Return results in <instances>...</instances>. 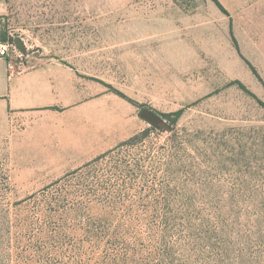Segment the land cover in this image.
<instances>
[{
	"label": "rangeland",
	"instance_id": "obj_1",
	"mask_svg": "<svg viewBox=\"0 0 264 264\" xmlns=\"http://www.w3.org/2000/svg\"><path fill=\"white\" fill-rule=\"evenodd\" d=\"M219 1L227 14L211 0H0V40L19 38L31 65L62 58L97 88L78 116L0 113V264H94L70 233L82 218L65 211L82 217L91 199L126 264H264V85L247 63L264 82V0ZM115 91L183 113L66 176L67 190L98 186L54 213L42 188L101 154L91 143L103 152L151 128Z\"/></svg>",
	"mask_w": 264,
	"mask_h": 264
},
{
	"label": "crops",
	"instance_id": "obj_2",
	"mask_svg": "<svg viewBox=\"0 0 264 264\" xmlns=\"http://www.w3.org/2000/svg\"><path fill=\"white\" fill-rule=\"evenodd\" d=\"M96 89L95 83L87 81L80 69L62 58L38 65L26 62L24 68L10 72L6 58L0 57V113L7 118L78 116ZM90 149L101 153L103 150L100 144L97 148L95 141Z\"/></svg>",
	"mask_w": 264,
	"mask_h": 264
},
{
	"label": "trees",
	"instance_id": "obj_3",
	"mask_svg": "<svg viewBox=\"0 0 264 264\" xmlns=\"http://www.w3.org/2000/svg\"><path fill=\"white\" fill-rule=\"evenodd\" d=\"M211 1L223 13L227 14V11L225 10V8L223 7V5L220 3L219 0H211ZM4 40H5V38H3V41ZM235 46L237 48V44H235ZM247 63L250 66V69L252 70V72L256 75V77L259 79V81L261 83H263V85H264V82H263L262 78L260 77V75L258 74L256 68H254L248 61H247ZM241 87L243 89H245L244 86H241ZM115 92L117 95L124 98L129 103H131L132 105H134L136 107H142V108L144 107L141 104H139L138 102L126 97L121 92H118V91H115ZM182 113H183L182 109H179V110H176L173 112H168V113H159L158 115L160 116V118L164 122V125H165L164 128L161 126L156 128L153 125L151 126V128H145V129L133 134L132 136L128 137L127 139L121 141L120 143H118L114 147H112V148L102 152L101 154L95 156L92 160L84 163L82 166L74 169L73 171L66 173L62 177H60V178L56 179L55 181H53L52 183L46 185L44 188H42L41 191L47 192V191L53 189L55 192V195L48 198V199H50L49 202L46 203V206L48 207V209L51 210L52 208H55L56 211L54 213H58L59 211H63L61 209V205L59 204L60 199L66 197L70 194H73V193H74V195H76V194H78L77 192H82L83 194H93L94 191L97 189V186H98L97 183L83 184L84 183L83 182V183H78V185L80 187H75L74 190H67L63 184V180L65 182L66 176H68L70 174L75 175V174L81 172L84 168L88 167L93 162H96L97 160L113 153L115 150L121 149L124 146L130 147V148L134 147L136 145V143L140 142L143 138H145L147 136V133L150 132V130H153V129H161L162 130V129H164V130L173 131L175 129L176 124H177L179 118L181 117ZM129 173H131V175H132V172L129 171ZM32 196H30V197H32ZM23 201H25V200H22L21 202H23ZM89 201H94V200H92V199L86 200L87 205L85 204V208L87 210V213L82 217L75 216L78 208L77 209L69 208V210H65L66 212H68V214L74 220H76V219L78 220V219L82 218V224L78 225L76 222L75 225L72 227L73 229L70 230V233L71 234H73V233L79 234V236L82 237V243L86 244L87 247H89V257L87 256V258H89L90 261L93 260L92 262L94 264H120V262L123 264H126L128 261H130V262L133 261L132 255L128 254L127 246H122V248H120V250H116L113 252L106 250L108 245H111L112 242L117 241L116 237H118V234H119L118 227H113L114 229L112 230L106 226L107 223L111 222L110 218H113V216L111 217V213L106 211V208H108V205L104 206L106 212H104V214H100V213L96 212V209L98 208L97 207L98 203L95 201L94 204L89 205L88 204ZM74 203L75 202H72L73 207L75 206ZM121 245H123V244H121ZM104 248H105V250H104ZM74 249H76V248H74ZM8 261L9 260L7 259L6 264ZM1 264H2V262H1ZM3 264H5V263H3Z\"/></svg>",
	"mask_w": 264,
	"mask_h": 264
},
{
	"label": "built area",
	"instance_id": "obj_4",
	"mask_svg": "<svg viewBox=\"0 0 264 264\" xmlns=\"http://www.w3.org/2000/svg\"><path fill=\"white\" fill-rule=\"evenodd\" d=\"M13 39L9 37L4 41L0 40V57L6 58L10 72L24 68L27 59L26 54L18 48Z\"/></svg>",
	"mask_w": 264,
	"mask_h": 264
},
{
	"label": "water",
	"instance_id": "obj_5",
	"mask_svg": "<svg viewBox=\"0 0 264 264\" xmlns=\"http://www.w3.org/2000/svg\"><path fill=\"white\" fill-rule=\"evenodd\" d=\"M13 41L18 46V48L26 54L23 42L19 38H14ZM139 116L143 120L147 121L148 123H150L151 125H153L155 127H159V126L165 127L164 122L160 118V116L147 107L141 108V110L139 112Z\"/></svg>",
	"mask_w": 264,
	"mask_h": 264
}]
</instances>
